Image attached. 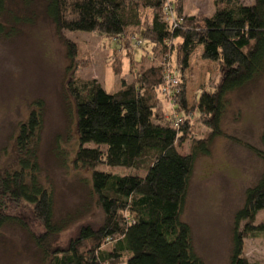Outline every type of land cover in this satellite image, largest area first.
<instances>
[{
    "label": "trees",
    "instance_id": "16d2710c",
    "mask_svg": "<svg viewBox=\"0 0 264 264\" xmlns=\"http://www.w3.org/2000/svg\"><path fill=\"white\" fill-rule=\"evenodd\" d=\"M35 1L0 0L4 19L0 35L13 36L19 25L31 23L32 14L25 10ZM38 1L71 63L77 45L65 37V30L115 38L137 32L150 44L151 52L161 57L158 64L138 71L133 82L123 81L114 93L95 79L74 77L73 72L67 82L79 144L73 164L90 170L101 222L81 224L66 246L55 243L68 221L54 220L52 190L38 177L34 146L41 118L34 108L18 126L16 163L0 166V229L6 223H18L40 249L43 264H205L193 248L190 226L181 213L197 157L209 153L214 138L226 136L222 118L227 96L264 71V0H213L214 11L207 16L185 14L181 0ZM198 47L203 59L218 62L220 81L212 90L200 86L189 106L184 73ZM166 66L178 78L169 94L162 92ZM165 99L171 101L172 114L182 116L177 125L174 116H165ZM192 110L209 128L205 138L192 137ZM187 140L189 152L181 154L179 148ZM260 143L261 149L243 142L262 160L263 168L234 214L228 264H255L244 254V241L264 231V223L256 224L258 211L264 209V126ZM100 164L145 173L113 174L97 170ZM10 202L29 206L42 231L35 234L21 219L9 215Z\"/></svg>",
    "mask_w": 264,
    "mask_h": 264
},
{
    "label": "rangeland",
    "instance_id": "374dc122",
    "mask_svg": "<svg viewBox=\"0 0 264 264\" xmlns=\"http://www.w3.org/2000/svg\"><path fill=\"white\" fill-rule=\"evenodd\" d=\"M181 2L188 15L207 16L214 11L213 0ZM12 7L15 9L16 4ZM42 10V3L36 0L25 10L32 14L31 23L19 25V32L13 36L0 35V166L16 163L19 123L35 108L40 114L41 128L34 146V161L40 182L52 190L54 220L68 221L55 238L56 244L66 246L81 224H99L102 220L91 190L90 170L73 164L79 144L67 82L73 72L74 77L95 79L106 91L114 93L121 89L123 81L133 82L141 69L158 64L161 55L151 52L150 44L137 32L129 31L128 38H115L92 31L65 30V37L77 45L71 63L65 44ZM0 21L4 19L0 17ZM133 34L135 40L131 39ZM136 40L142 41L140 46H133ZM184 78L186 100L191 106L200 86L212 90L219 83V64L203 59L198 47L190 56ZM227 99L222 118L226 136L214 138L209 153L197 157L181 213L182 220L190 226L193 248L205 264H228L234 214L243 205L245 190L257 181L263 168L262 160L243 142L262 148L264 71ZM162 108L165 116H174L169 99L163 101ZM192 115V137L205 138L208 126L197 111L192 110ZM189 148L187 140L179 152L187 154ZM96 169L119 175L145 173L143 169L106 164ZM6 212L21 219L33 233L42 231L26 204L10 202ZM261 223L264 209L256 216V224ZM244 254L250 262L264 264V231L244 241ZM43 260L30 234L18 223L2 226L0 264H43Z\"/></svg>",
    "mask_w": 264,
    "mask_h": 264
},
{
    "label": "built area",
    "instance_id": "2783aa9c",
    "mask_svg": "<svg viewBox=\"0 0 264 264\" xmlns=\"http://www.w3.org/2000/svg\"><path fill=\"white\" fill-rule=\"evenodd\" d=\"M169 15L172 17V12L170 10V7L167 8ZM136 37H133L132 40H135ZM142 43V41L140 40H136L133 44V46H140ZM166 70L168 71L165 75V83L162 86V92L165 94H169L170 91V87L173 85H176L178 83V78L176 76V73H169V66H166ZM174 123L177 125L181 120H182V116H178V115H174Z\"/></svg>",
    "mask_w": 264,
    "mask_h": 264
}]
</instances>
